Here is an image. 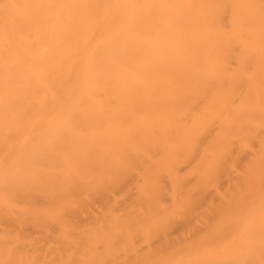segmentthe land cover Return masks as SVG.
<instances>
[{
    "label": "bare ground",
    "instance_id": "bare-ground-1",
    "mask_svg": "<svg viewBox=\"0 0 264 264\" xmlns=\"http://www.w3.org/2000/svg\"><path fill=\"white\" fill-rule=\"evenodd\" d=\"M132 159L139 227L160 199L213 200L196 244L147 264H264V0H0V264H88Z\"/></svg>",
    "mask_w": 264,
    "mask_h": 264
},
{
    "label": "rangeland",
    "instance_id": "rangeland-1",
    "mask_svg": "<svg viewBox=\"0 0 264 264\" xmlns=\"http://www.w3.org/2000/svg\"><path fill=\"white\" fill-rule=\"evenodd\" d=\"M131 159V158H130ZM136 161V159H132V161H130L129 163H128V165L130 164L131 165V167H129L128 165H125L126 164V162H125V164L123 165V168H121V169H125L124 171H125V173L127 174L126 175V177L127 176H129L128 177V180H130L133 176L135 177V178H137L136 176H140V175H144L143 173H142V171H140L141 169H143V168H141L142 166H143V164H142V166L140 167L139 166V164H137V162H135ZM128 162V161H127ZM135 162V163H134ZM138 162L140 163V161L138 160ZM135 164L140 170L138 171V168L136 169L135 167L134 168H132V166ZM128 167L129 168H132L131 169V171H129L128 170ZM134 169H136V170H134ZM120 170V169H119ZM126 170L128 171V172H133L132 173V175L133 176H131V174L130 173H127L126 172ZM146 171V170H145ZM120 173H123V172H121L120 171ZM134 173H135V175H134ZM142 173V174H141ZM130 174V175H129ZM122 175V174H121ZM124 175V174H123ZM116 176H120V174L118 175H116ZM131 177V178H130ZM121 178H124V176H121ZM115 180V179H114ZM116 180H117V178H116ZM123 180V179H122ZM133 180V179H132ZM132 180H130V181H132ZM124 181H125V178H124V180H123V183H124ZM127 181V180H126ZM116 181H114V183H115ZM120 183V184H119ZM122 183V185H121V179H119V182H118V184H117V182H116V186H120V188L119 187H114L116 190H114L113 188H111V189H113L114 191V195L115 196H117V199H120V201L121 202H123L124 201V203H122V206L121 205H119V208H121V207H123V208H121V210L119 211V214L121 215L120 216V221L121 220H126V219H128V218H126V214L125 213H128L127 215H131V213H130V211L131 210H135V209H139V208H141V206H140V203H141V201H140V197L141 196H136L139 192V188H142V186L144 185V184H142L141 182H140V184H137V183H139V182H135L134 180H133V183H135V185H134V187L137 185V187H136V189L135 188H133V184H131L132 185V190H134V191H132L131 193H135L134 194V197H132V198H136L135 199V201H134V199H133V201H132V199L130 200L129 199V201H128V198H131V196H129L128 197V194L125 192L124 193V189L125 188H127L128 186H129V183H132V182H127L128 184H126V185H128V186H125V184H123ZM126 183V182H125ZM185 183V182H184ZM191 183L194 185V183H193V181L191 182L190 181V185H191ZM189 184V183H188ZM214 184H215V182H214ZM187 185V184H186ZM185 184H183V186H185V188H187V191H188V188L189 187H187ZM193 185H192V187H193ZM189 186V185H188ZM122 187H124L123 189H122ZM129 187H131V186H129ZM139 187V188H138ZM191 186H190V188H192ZM138 188V189H137ZM183 188V187H182ZM106 189V188H105ZM120 189H121V191H120ZM130 189V188H129ZM129 189H126V190H128V193H129ZM193 189V188H192ZM191 189V190H192ZM103 191H104V189H102ZM123 190V191H122ZM125 190V191H126ZM186 190V189H185ZM189 191L188 192V195H186L185 196V198H184V196L183 197H181V200H180V197H177V199H176V201H174V202H172L171 200L169 201V200H166V202H165V199H160L159 201H157L158 202V205H159V208H160V213H161V210L162 211H165V213L164 212H162L161 214V216L159 215V217H158V215L155 213L156 211H158L157 209H156V204H154V203H147V205L148 204H150V205H148V206H146V204H144V206H143V204H141L142 205V207H144L145 208V206H146V209H148V208H151V210H152V212H154V215H155V218H153L151 221H150V223L148 222V220H146L145 218H144V222H145V225L146 226H144V227H139L140 226V224H139V221H140V219H136L137 218V215H135V217H134V215L132 214L131 216H133L135 219H128V220H126V221H124L123 220V222L121 221H119V219H118V222H116L117 224H116V230L115 231H110V230H108L109 232H107V233H105L106 231L104 230V229H102V237L104 238V239H107L108 240V243L107 244H104L106 247H104V245H103V247H104V250L102 249V248H100V245H102L103 244V239H102V237H101V244H96L95 245V242H94V239L93 240H91V242L89 243V244H91V246H93L92 244H93V242H94V247L92 248V250L90 249L89 250V248L88 249H86L84 252H88V255L87 256H91L90 257V259L88 260V264H92V261L93 260H95V259H97V258H101L100 260H99V262H98V260H96V263H98V264H109V262H111L112 261V259L114 258L113 256L114 255H116L118 252H120L121 254H123V256L121 257V255L119 256V255H116V256H118V257H121L122 259H120L119 260V258H118V260H116L115 261V259H113L114 261H112L110 264H127L126 263V261L127 262H131V263H133L134 264V261H135V264H147L148 262H150V261H153V259L152 260H150L149 258H148V256H149V253H154V251H153V248L154 249H156V251H157V253H160L157 249L160 247L158 244H163L162 245V247L167 243H169V242H171L172 243V245H173V248H171V244H169V246H166L167 248L168 247H170V249H167V248H165V246L163 247V249L165 250H170V251H167L166 253H169V252H171L172 253V251H175V249H180V248H182V247H184V245H189V244H196L197 242H198V237L199 236H201L202 234H203V231H204V227H205V224L206 223H208V221H209V219L207 220V221H205L206 220V218L204 219V217L207 215V213L208 214H211L212 212H210L211 211V209H210V206H211V204H212V202L211 201H213V200H211L210 199V195L208 194V192H207V187H205L204 188V192L202 193L200 190L198 191V189H196V188H194L192 191ZM109 191H111V190H109ZM130 191H131V189H130ZM136 191V192H135ZM141 191H142V189H141ZM140 191V192H141ZM105 192H107V191H105ZM197 192H200L201 193V195H202V197H203V202L201 203V200H200V203H199V201H197L196 202V204H195V198H197L198 196H200V195H198V196H196L195 195V197L193 196L194 194H197ZM122 193H124L123 195H122ZM130 193V194H131ZM126 194V195H125ZM97 196H99L100 194H96ZM96 195H93V194H91L90 196L88 195V198H90V201L88 202V205H87V207H91V209L93 208V206L92 205H94V201H95V198L97 197ZM131 195H133V194H131ZM94 197V198H92V197ZM136 196V197H135ZM191 196H193V197H191ZM138 197V198H137ZM190 198H192V200L194 199V203L193 202H191V203H188L189 201L188 200H190ZM94 199V200H93ZM202 199V198H201ZM137 200H139L138 202H137ZM178 200H180V201H178ZM92 201V202H91ZM129 202V203H127V202ZM132 201V202H131ZM169 201V202H168ZM188 201V202H187ZM91 202V203H90ZM133 205H135L136 203H134V202H137V203H139V206L137 205V208H134V207H132V204ZM171 202V203H170ZM178 202H180V203H178ZM93 203V204H92ZM130 205L131 204V207L129 206V208H130V210H128V206H125V208H127L126 209V211L124 212V204L125 205ZM163 204V205H160V204ZM185 203H187V205H189V206H187L186 207V205H185ZM121 204V203H120ZM191 204V205H190ZM200 204V205H199ZM206 206H205V205ZM216 204V203H215ZM136 205H135V207H136ZM172 207H171V206ZM207 205H208V208H207ZM194 206V207H193ZM205 206V207H204ZM213 207H215V205L213 204L212 205ZM191 207L192 209L190 210L189 208ZM196 207V208H195ZM201 207V208H200ZM217 207V206H216ZM158 208V207H157ZM167 208V209H166ZM170 208V209H169ZM188 208V209H187ZM193 208H195V210L193 209ZM124 209V210H123ZM187 209V210H186ZM201 209V211L203 212V213H199L200 210ZM128 210V211H127ZM191 212H190V211ZM198 210V211H197ZM187 212V213H186ZM197 212V214H195V213ZM207 212V213H206ZM158 213V212H157ZM160 213H158V214H160ZM192 213V214H191ZM206 213V214H205ZM123 214H124V216H125V218H124V216H123ZM135 214V213H134ZM202 214H204V215H202ZM179 215V216H178ZM191 217H190V216ZM201 215V216H200ZM122 216H123V218H122ZM130 216V217H131ZM199 216V217H198ZM203 216V217H202ZM128 217V216H127ZM129 217V218H130ZM139 217V216H138ZM161 217V218H160ZM181 217H183V219L181 218ZM193 217V218H192ZM207 217V216H206ZM181 218V219H180ZM189 218H192V220L190 219V221H189ZM195 218V219H194ZM194 219V220H193ZM198 219V220H197ZM139 220V221H138ZM142 221H143V219H141ZM172 220V221H171ZM179 220H181V222L183 223V225L181 224V222L180 223H178L179 222ZM183 220H185V221H183ZM128 221V223H126V224H128L129 226H130V229H131V225H133L132 223H135L134 225H136V226H138L139 228H138V230H139V232H140V237L137 235V231H134L135 232V234L140 238V240L142 241H140L139 239V241L141 242V243H139L140 245L141 244H143V246H142V248L144 249H141V247H139V245L137 244L138 242L135 240V239H137V237H135L134 238V236H136L135 234H132L131 232H132V229H133V226H132V229L130 230V229H128L129 227H126L128 230H125L126 228L124 227V225H125V222H127ZM189 222L188 224L190 225H188V224H186L187 222ZM132 222V223H131ZM144 222H142V225L144 224ZM171 222H172V228L169 226V224H171ZM178 223V224H176V223ZM190 222H192L193 224H195L194 226H192L191 225V223ZM119 223H121V225H119ZM140 223H141V221H140ZM184 223L187 225H185L186 227H184ZM205 223V224H204ZM175 224H176V226H175ZM118 225H119V227H118ZM122 225H123V227H122ZM127 225V226H128ZM141 225V226H142ZM179 225H181V226H179ZM121 226V227H120ZM136 226H134V227H136ZM161 226H163L164 228H162ZM177 226H179V227H177ZM160 227V228H159ZM166 227V228H165ZM167 227H168V231H167ZM169 227H170V229H169ZM177 227V228H176ZM181 227H183V229L181 228ZM117 228H119V230H117ZM124 229L125 230V232L124 231H122V229ZM158 228L160 229V233L159 234H161L164 230L166 231V233L164 234V233H162L161 235H162V237H163V239H162V237L158 234V238H159V236H160V238L159 239H157L156 237H157V233L158 232H156V231H159L158 230ZM195 228V229H194ZM197 228H198V231H196L197 232V234H198V236L196 235V238H194L193 239V235L192 236H190V233H194L195 234V230H197ZM137 229V227L135 228V230ZM176 229H180V231H178V230H176ZM187 229V230H186ZM134 230V229H133ZM154 230V235H152L151 233V231H153ZM181 230H182V232H181ZM185 230H186V232L188 233V234H186V232H185ZM131 231V232H130ZM162 231V232H161ZM169 231H171V232H169ZM190 231H192V232H190ZM122 232H124V233H122ZM133 232V233H134ZM155 232H156V234H155ZM167 232H169V236H171L170 235V233L172 234V237L170 238V239H172L173 238V240H175V242H177L178 240V242L175 244V242L173 241V240H169V238L167 237ZM184 232V233H183ZM109 233V234H108ZM179 233V236H177V234ZM104 234L106 235V237L107 238H105L104 237ZM150 234H151V237H150ZM164 234V235H163ZM185 234H186V236H185ZM111 235V236H110ZM118 235H119V237H118ZM123 235H126V237H124V239L126 238V239H128V243L130 244V246H129V249L131 248V252L130 251H128V249H127V247H128V245L126 244V242H122L123 243V246L124 245H126L127 247H123V246H119L120 248H118V250L116 249V244H119L118 243V240H120L121 239V237H123ZM134 235V236H133ZM181 236V237H180ZM150 237V238H149ZM192 237V239L193 240H191L190 238ZM35 238H36V234H35V232L34 233H32L31 231H29V232H25V239H24V241H22L23 242V244L21 245V247L19 248V251H22L23 253L25 252V251H27V250H29V251H31V249H32V247L34 246V245H36V242H35ZM119 238V239H118ZM134 238V239H133ZM149 238V239H148ZM180 238V239H179ZM186 238H188V240L190 241H188V243L186 242L187 241V239ZM157 239V240H156ZM163 240L162 242L160 241V240ZM181 239H183L184 240V242H186L185 244L184 243H182V240ZM90 240V239H89ZM122 240V239H121ZM156 240V242H155V245H153L154 244V241ZM124 241V240H123ZM137 243H136V242ZM169 241V242H168ZM174 243H173V242ZM161 242V243H160ZM27 243H31V245L30 246H28V245H25V244H27ZM165 243V244H164ZM174 244H175V246H174ZM85 245H86V243H85ZM121 245V244H120ZM137 245V246H136ZM159 246V247H158ZM87 247V246H86ZM102 247V246H101ZM123 247V248H122ZM162 247H160V249H162ZM91 248V247H90ZM101 249L100 251L103 253V254H100V251H99V255L96 253V252H98L97 250L98 249ZM122 248V249H121ZM140 248V251L142 252V250H143V253L145 252V254L144 255H140L141 253H140V251H139V253H137V251H138V249ZM146 248V249H145ZM121 249V250H120ZM127 249V250H126ZM103 250V251H102ZM165 250V251H166ZM155 251V252H156ZM165 251H164V253L162 252V250H161V252L162 253H160L159 255L157 254V253H155V255H157V256H155L154 258H158V257H160V256H162V255H164V254H166L165 253ZM132 253V254H130V253ZM90 253V254H89ZM128 253V254H127ZM139 254V255H138ZM111 255H112V257H111ZM127 255H129V256H127ZM131 255H133V258H132V256ZM96 256H97V258H96ZM99 256V257H98ZM115 256V257H116ZM130 256H131V258L132 259H134V261L130 258ZM138 256H140V257H138ZM142 256H143V262H140L141 260L140 259H142ZM132 260H130L129 258ZM116 258V259H117ZM87 259V258H86ZM127 259H129V260H127ZM109 260H111V261H109ZM108 262V263H107ZM83 264H86V263H84L83 262ZM93 264H95L94 262H93ZM128 264H130V263H128Z\"/></svg>",
    "mask_w": 264,
    "mask_h": 264
}]
</instances>
